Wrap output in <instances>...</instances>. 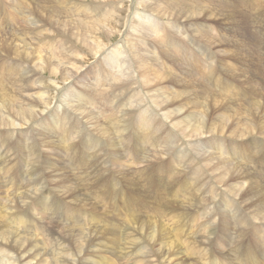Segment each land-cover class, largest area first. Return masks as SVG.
<instances>
[{
  "label": "rangeland",
  "instance_id": "374dc122",
  "mask_svg": "<svg viewBox=\"0 0 264 264\" xmlns=\"http://www.w3.org/2000/svg\"><path fill=\"white\" fill-rule=\"evenodd\" d=\"M12 1L13 0H0V36L10 39H13V35L19 38H26L27 33L33 32V29L31 28H33L34 25L33 22L35 14L32 12V6H35V4L32 5V1L29 0H14V3H12ZM182 1L184 2L185 0ZM187 1L190 2L189 4L202 5L200 9L202 11L204 10L202 14L204 16L191 20L190 22L171 20L170 24H168V19L163 20L153 14L150 16H154L155 18H152L157 19L161 27L165 28L166 25L167 29H164L165 34L176 33L178 35L177 40L183 44L189 57L195 58L201 61V63L193 65L188 64L186 58H179L176 53L171 52V48L167 44L159 43L155 34L152 37L149 33H145L144 36L149 39L154 46H159L158 50L161 58L158 62L161 65L163 64L164 67V69H162L164 71L162 75H166L167 72L174 73L172 69L178 71L182 68L184 71L186 70L184 75L188 74L186 72H192L191 75L195 76L201 68H203L201 69L203 73H207L206 71L212 68L215 77L219 80L222 78L224 81L223 87L225 88V91L228 90V93H211L210 98L216 100L231 98L228 103V108L223 110V112H228L225 113L229 116L230 120L228 122V126L225 128V134H212L210 138H206L207 145L205 150L209 151L215 157H224L229 161H232L241 168L238 169L236 167L235 169L237 170L235 171L239 172L240 170V175L243 174L242 176H246V180L249 179V184L254 185L258 189L260 188L261 192L264 194V133H259L260 130L256 129L254 131L253 129L248 131L250 132L247 134L248 136L238 137L239 139L232 133L234 130L238 129L239 132L244 133L245 127L251 126L252 123L255 125V121L257 122L258 120H262V122L264 121V0H236V4L235 0H186V2ZM233 12L237 15H233ZM48 19L49 16L44 17V20L42 19L44 21L43 23L45 24ZM165 20H167L166 23ZM30 21L32 22V25ZM48 23L49 20L45 24L46 28L51 31L52 28L49 26L50 23ZM204 29H208L207 31L211 33L213 38L214 36L218 37L217 40H221L223 42L214 43L211 40L209 42H205L200 38H197L196 35H199L201 30ZM35 33L36 31L33 32V34ZM62 39L65 41L64 38ZM118 39L119 37L114 40V45L110 46L111 49L116 47V44L122 45L118 44L119 42L117 43ZM65 42H68L69 45H71V41L67 40ZM168 49L171 52V57H177L179 59L180 63L178 64H180V67H175V65L162 56V51L166 52ZM88 60L89 62L84 64L82 78L78 82L77 80H70V83H63L55 77L51 78V75L49 74L40 75V79L37 80L42 79L44 81L55 82L58 87L61 86V90L67 86L74 87L75 89H81L86 86L90 87L94 83L95 67L100 63L101 57L98 55V57L96 56L94 58V56L90 55ZM170 64L173 67H171ZM17 68L15 57L11 56L3 61L0 59V86L2 83L5 84L1 86H5L7 88L5 91L11 92L17 84L23 83L24 73L27 74V77L28 75L30 76L27 80L33 79V76L35 75L33 72L27 73L24 71V73H22L23 69ZM9 69H17V73L14 74L13 79L8 81L5 79L4 74L7 73L6 70L10 71ZM176 74L184 76L182 75L183 72ZM230 77H232V79ZM175 80L176 83L181 82L179 79ZM197 82L198 80L196 77L194 80V89L197 94L199 93V95H201L206 90H202L204 88L201 87V85H196ZM69 87H67V90L70 89ZM171 88L176 90L179 89L178 87L172 86ZM181 89L182 88H180V90ZM63 90L60 91V94H64ZM55 102L56 101H54V104L52 105L53 107H50V109L44 113V115L48 113L46 117L48 115L49 117L52 116L54 110L56 109ZM32 105H34V103ZM257 107H259L261 111ZM185 111L184 115L203 116L207 110H205V108H188V110L186 109ZM95 112L100 118V124L102 126L107 125L108 120L105 116H103L98 109H95ZM218 112H220L219 109H212L211 111L210 115H212V117H210V119L215 120L214 123L217 122L215 117L218 116ZM253 112L255 114H259L255 115ZM250 116L251 118L248 119ZM46 117L42 116L44 121H41L40 126H34L33 130L35 132L42 131L48 127L50 120L48 119L49 117ZM73 118L74 117H70L72 120H77ZM35 121L37 122L38 120ZM241 123L244 124V127ZM30 128H33V126L19 127L18 131L19 133L26 134L30 131ZM32 132H30V134ZM10 133H12V131L8 129H0V167L2 166L4 168V172L0 169L1 264H7V258L4 257L6 259L5 260L1 256L3 252L8 254L10 259H16L19 264H81L85 255L87 256L85 257V260L88 259V261L95 263L99 262V264H103L104 262L106 263L107 261L109 262L110 260L113 264H134L136 259L135 254L138 253L140 248H146L147 252L151 253V262L153 264H159V261L161 263L164 261L163 258L160 259L158 245L153 244L148 239V235L156 232L159 233V230L163 233L162 239L166 240L165 236H167L168 240L166 241L169 243V248L174 246L179 251L181 250L182 259L179 257V260H184V262L187 261L188 258H191L192 260L197 259V255H199L198 252L201 249L199 253L204 252V256L203 259L199 261L202 263L205 262L204 264H264V223L261 224L262 222L255 220L252 213H250L246 207H243V202L237 198V196L233 195L230 189H228L226 182L218 181L215 173L209 171V167L205 168L206 171L204 172L202 170L200 173L202 177L200 175H196V172L193 173V170H190L191 165L189 164V161L186 162L184 160L189 159V154L187 158L181 156L183 157L181 161L180 159L178 161H174L173 158L175 157V154L167 157L160 153L159 155H162V160L158 163L161 162V166L164 164V166L161 167V170H165V172L161 173L160 170V174L158 175L155 170H150L152 168H149L151 166H147V163H145V165H139L142 160L139 161L140 163H134L133 159L132 161L130 160L131 157L123 159L121 163L118 162V165L114 164L112 166V162H109L108 166L111 167L112 173L114 171L113 174L118 177H121V174L125 175L124 183L126 186L130 184L128 187H130L129 191L132 193L130 200L133 205L131 208H125L123 203L119 204L120 201H117L116 203L109 199V195L111 194L109 190L102 188L103 186H97L100 181L102 182L105 178H109V172L110 176H114L111 174V170L108 169L109 171H107L106 168H98L99 170H95L94 168H91L92 166L90 163L94 161L91 160L90 156L80 162L78 156L83 155L81 152L66 153L64 147H61L57 150L56 154L51 148H49V150L52 151V155L50 153L49 154L53 158L58 159L57 166L60 167L59 170L63 169L64 174L66 173L65 175H68L67 179H70L69 181L73 182L72 184L76 188L73 196L71 195L70 197H66L67 194L65 192L61 195L58 191V187L52 183L53 178L50 176V173H48L49 170L44 162V158L45 155H47L48 150L46 147L47 150H44V157L40 159L38 158V161L42 163V167L41 169L37 168L35 171L37 174L35 175L36 178L32 179V181L35 180L36 183L34 182L33 184H35L36 187H38V183H42L44 185L45 189L42 191L43 194L41 192L35 199L30 198L23 204L21 202V196L24 193L30 194L28 187L31 183L29 178L34 177V173L32 172V162L34 158H27L30 154H28L27 150L24 148V142L21 143L23 138L16 135V140L18 141L13 144L14 135H11ZM30 134L28 133L27 135L29 136ZM196 141H193V143ZM218 148H221L222 151H219ZM39 149L42 150L41 148ZM183 149L186 148L183 147ZM38 152L40 155H43V151L40 152L36 149V153ZM132 152H134L133 148ZM135 153L137 152H134V155H136ZM85 154L88 156L87 152H85ZM89 154L93 153L89 152ZM145 154L147 155L148 152ZM34 155L35 157L37 156V154ZM76 155L78 159L75 158L76 161H70V159L73 158V156L76 157ZM146 155L142 157L140 156L139 158L146 157ZM1 156L4 157L2 158ZM237 158H239L238 161L234 160ZM5 161L6 164H4ZM221 163H223V161H221ZM201 164L204 166V163ZM225 164L227 163H224V165ZM114 167L115 169L113 170ZM185 167H187L188 170H185ZM155 168H157V166H155ZM116 171L119 173H116ZM136 173H139V175L137 176ZM142 173L144 178L142 177ZM139 178L142 179L143 183H141ZM106 180L107 179H105V181ZM149 180L150 182H148ZM153 180L157 183H159L160 180H163V183L159 184L162 187H159V185L157 186V183L153 182ZM249 184H245L243 188L247 189ZM121 187L120 183H118L116 189H120ZM196 187L200 191H198V189L195 190ZM34 188L35 187L32 188L33 193H36ZM76 191L78 192V195H76ZM86 191L88 193H97L96 195H99L103 199L99 200L94 198L92 195H87L86 200H74L80 194H83L82 192ZM103 193L107 196L102 197ZM216 193H219V198H217L218 200H214V195H216ZM41 194L42 197L40 198ZM143 195L144 197H142ZM11 196H13V198H11ZM128 198L129 197L127 196L126 200H128ZM13 199L14 204L12 202ZM235 200L238 202L235 203ZM226 201L232 203L230 210L225 208ZM196 202L201 203V205H198L197 208L194 209L193 204H196ZM44 205H46V207ZM242 208L248 210L249 212ZM9 212L10 215L7 214ZM161 212L165 214V219ZM239 212H242V215H239ZM11 213L13 214L11 215ZM246 213L251 215L249 216L250 218L253 217L252 221L244 219ZM11 217H17L19 221L9 222ZM172 217L175 218L173 219ZM237 217L243 218L244 220L240 222ZM167 219H171L172 223L171 221H167ZM173 220L175 222H173ZM5 221L8 226H6ZM8 227L10 228L8 229ZM12 228L18 232V236L21 235V237H23L22 242H24L25 246L24 248L21 247V251L17 248H13L12 246V240L16 239V237L12 238L13 236L7 234ZM23 232L25 235H23ZM5 233L8 236H6ZM246 236L248 238H246ZM32 240L33 242H31ZM27 249H31L33 252L35 250L36 255L35 257L31 255L30 257H27L28 259H22V262L19 258L22 254H25ZM86 250L90 251L91 255L90 252ZM247 253L249 254L246 255ZM19 254L21 255L19 256ZM46 254L49 255L47 256ZM69 258L70 260H68ZM132 258H134V260ZM143 262L147 263L150 261L148 259H142L140 264H144ZM170 263L172 262L170 261Z\"/></svg>",
  "mask_w": 264,
  "mask_h": 264
},
{
  "label": "bare ground",
  "instance_id": "6f19581e",
  "mask_svg": "<svg viewBox=\"0 0 264 264\" xmlns=\"http://www.w3.org/2000/svg\"><path fill=\"white\" fill-rule=\"evenodd\" d=\"M13 1L12 3L15 2ZM29 1H32V5L35 4V6H32V12L35 14V18L33 22V28L31 29H33V32L36 31V33H27V39L25 37L19 38L14 35L12 36L13 39L6 37L3 38L4 36H0V59H2L3 61L4 59H8V57L13 56L16 59V67H18L19 69H23L22 73H24L25 71L27 73L33 72L35 74V77L33 76V79L27 80L30 76L28 75L27 77V74L24 73L23 83L17 84V86L14 87L11 92L5 91V89H7L5 86L1 87L5 84L2 83L0 86V129H8L12 131V133L10 134L14 135L13 144L18 141L16 140V135L22 137L23 140H21V143L24 142V148L27 150L28 154L31 155H28L27 158H34V160L32 159V172L34 173L32 174L34 177L29 178V181L31 183L28 187V191L30 192V194L24 193L21 196V202L23 204L26 200L30 198L35 199L36 196L39 195L45 189L42 183H38V187H36V185L33 184L35 180L32 181V179L36 178L35 175L37 174L35 171L37 170V168L41 169L42 167V163L38 161V158L40 159L44 157V150H47V148V155H45L44 162L49 170L48 173H50V176L53 178L52 183L58 187L59 193L63 195L65 192L67 194L66 197H70L71 195L73 196L75 194L76 188L73 186V182L69 181L70 179H67L68 175H65L66 173L64 174L63 169L59 170L60 167L57 166L58 159L53 158L51 156L52 151L49 150V148H51L56 154L57 150L61 147H64L66 153L81 152L83 153V155L78 156L80 162L85 160L86 157L89 158L90 156L91 160L94 161L90 163V165L92 166L91 168H94L95 170H99L98 168H106V170L109 171L111 170V167L108 166L109 162H112V166L114 164L118 165V162L121 163L123 159L131 157L130 160L132 161L133 159L134 163H140L139 161L142 160L139 165H145V163H147V166H151L149 168H152L150 170H155L157 172V175L160 174L159 172L161 170V167L164 166V164L161 166V162L158 163L160 160H162V155H159L160 153L164 154L167 157L175 154V157H172L174 161H178L179 159L181 161L183 157L187 158L189 154L191 157L189 156L188 160H184L186 162L189 161L191 168H194H190V170H193V173L196 172V175L201 176L200 173L202 172V170L204 172L206 171L205 168L209 167V171L215 173V176L217 177L218 181L226 182L228 189H230L232 194L237 196V198H239L243 202V207H246L250 211V213H252V216L255 218V220L258 222H262L261 224L264 223V194L263 192H261L260 188L258 189L254 185H250L249 179L246 180V176H242L243 174L240 175V170L239 172L235 171L237 170L235 169L236 167L238 169L241 168L234 164L232 161H229L227 158L224 157H215L209 151L205 150L207 145L206 138H210L212 134H225V128L228 126V122L230 120L229 116L226 114L228 112L225 111V113L223 112V110H226L228 108V103L231 98H224L223 100H216L210 98L211 93H228V90L225 91V88L223 87L224 81L222 80V78L219 80L215 77L212 68V70L208 69L206 71L207 73H203V71L201 70L203 68H201L196 73V75L194 74L195 76L191 75L192 72H186L188 74L184 75L186 70L184 71L182 68H180L178 71H175L171 68L174 73L167 72L166 75H162L164 73V71L162 70L164 69V67L163 64L161 65L158 62V60L161 58L160 52L158 50L159 46H154L151 41H149V39L144 36L145 33H149L152 37L155 34V37L159 40V43L167 44L171 48V52L176 53L179 58H186L188 64L193 65L201 63V61L189 57L187 51H185L186 49L184 48L183 44L177 40L178 35L176 33L170 32L172 34H165L164 29H167V27L164 22L163 24L165 25V28L161 27L158 20L154 19V16H152L154 17L152 18L150 15L153 14L163 20L168 19V24L171 23V20L190 22L191 20L204 16L202 15L204 10L202 11L200 9L202 5L189 4L190 2H186V0L184 2L182 0ZM234 14L236 13L233 12V15ZM48 16V20L50 23L48 24L52 28L51 31L46 28L45 25L48 20L45 24L43 23L44 17ZM166 21L167 20H165V23ZM30 23L32 25L31 21ZM52 30L55 31L53 32ZM207 30H201L199 35H196V37L200 38L202 41L205 42H209L210 40L214 43L223 42L221 40H217L218 37L214 36L213 38L211 33ZM118 37L119 39L117 40V43L119 42L118 44L122 45L116 44V47H113V49H111L110 46L114 45V40ZM62 38H64L65 41H71V45H69L68 42L63 41ZM170 50L168 49L166 52L162 51V56L166 60L171 62L173 65H175V67H180V64H178L180 63L179 59L177 57H171ZM90 55L94 56V58L96 56L98 57V55H100L101 57L100 63L95 67V80L94 83L91 85L92 87L86 86L81 89H75L74 87L67 86L70 89L67 90V87H64L62 88V90L64 89V94H60V91H62L60 88L61 86L58 87L55 82L44 81L42 79L37 80L40 79V75L49 74L51 75V78L55 77L63 83L69 82L70 80H77L78 82L82 78L84 64L89 62L88 58L90 57ZM171 67L173 66L171 65ZM17 69H9L10 71L6 70L7 73L4 74L5 79H7L8 81L13 79L14 74L17 73ZM182 72V75L184 76H179L176 74ZM196 77L198 80L196 85H201V87L204 88L202 90H206L201 95H199V93L197 94L194 89V80L196 79ZM34 78L36 81L34 80ZM230 78L232 79V77ZM175 79H179L181 82L176 83ZM171 86L178 87L179 89H173L171 88ZM180 88H182L183 90H180ZM54 101H56V109L54 110V112L52 111V116L49 117L48 115L46 117L48 113H46V115H44V113L47 112L50 107H53L52 105L54 104ZM33 103L34 105H32ZM188 108H205V110L207 111L205 112V114H203V116H188L186 114L184 115V112H186L185 110H188ZM95 109H98L99 112H101V114L105 116V118L108 120L107 125L102 126L100 124V118L95 112ZM212 109L220 110V112L217 113L218 116L215 117L217 121L216 123H214L215 120L210 119V117H212V115H210ZM258 114L259 113H256L255 115ZM42 116L46 118L49 117V128L47 127L42 131H36V133L33 130L34 126L36 127L41 125V121H44V119H42ZM70 117H74L73 119L77 120H72L70 119ZM249 118H251V116L248 117V119ZM35 120L38 121L36 122ZM30 125H32L33 128H30V131L28 133L30 134V132H33L29 136L27 135L28 133H19V127L22 128ZM253 125L254 124L252 123L251 126L245 127V134L239 132V129L234 130V132L232 133L236 135L235 137L237 138L248 136L247 134L250 133L248 131H251L253 129L254 131L258 129L260 130L259 133H264V121H255V125ZM242 126L244 127V124H242ZM193 141L196 142L193 143ZM183 147L187 150L183 149ZM39 148H41L42 150H40ZM132 148L134 152H137L135 153L136 155H134V152H132ZM36 149H38L40 152L43 151V155H40L39 152L36 153ZM218 150L222 151L221 148H218ZM85 152H87L88 156H86ZM89 152L93 154H89ZM147 152L148 154L146 155L145 153ZM34 154H37V156L35 157ZM144 155H146V157L139 158L140 156L142 157ZM75 158H77V155L76 157L73 156L70 161H76ZM234 160L238 161L239 158ZM221 161H223V163H221ZM201 163H204V166ZM224 163L227 164L224 165ZM4 164H6V161ZM155 166H157V168H155ZM115 167L113 168V170L115 169ZM0 169L4 172V168L2 166L0 167ZM186 169L187 167H185V170ZM117 172L118 171H116V173ZM162 172H165V170H161V173ZM113 173L111 170V174ZM108 175L109 178H105L107 179L106 181L105 179L102 182L100 181L97 186H103L102 188H105L111 192V194L109 195V199L113 200L116 203L117 201H120L119 204L123 203L125 208H131L133 205L130 200L132 197V193L131 191H129L130 187H128L130 184L126 186V184L124 183L125 175L121 174V177H118L113 174L114 176H110V172L108 173ZM138 175L139 173L137 174V176ZM142 177L144 178L143 173ZM140 180L141 183H143L142 179ZM150 180L148 182H150ZM153 182L157 183L155 180H153ZM118 183H120V185L122 186L120 189H116ZM161 183H163V180H160L159 183H157L156 185L158 186ZM245 184H249L247 189L243 188ZM33 187H35L34 189L36 190V193H33ZM159 187L162 186L159 185ZM197 189L198 188L196 187L195 190ZM198 191L200 190L198 189ZM82 193L83 194H80L74 200H86L87 195H92L94 198H97L99 200L103 199L99 195H96L97 193L94 194V192L88 193L86 191ZM42 194L40 195V198L42 197ZM76 195H78L77 191ZM102 195V197L107 196L105 193H103ZM127 196L129 197L128 200H126ZM142 197H144V195ZM11 198H13V196H11ZM217 198H219V193H216V195H214V200H216ZM13 201L14 199L12 200V202ZM234 202L237 203L238 201L235 200ZM198 205H201V203L196 202V204H193V208L196 209ZM231 205L232 203L227 201L225 202V208H227V210H230ZM44 206L46 207V205ZM234 209L236 210L235 207ZM248 210L246 211L249 212ZM241 213L242 212H239V215H242ZM7 214L10 215V212ZM12 214L13 213H11V215ZM161 214L164 217L165 214L162 212ZM249 216L251 215L246 213L244 219L252 221L253 217L250 218ZM237 219L240 222L244 220L243 218L239 217H237ZM13 221H19V219L17 217H11L9 222ZM167 221H171V219H167ZM173 222L175 221L173 220ZM5 224L6 226H8L6 221ZM9 228L10 227H8V229ZM9 231L10 232L7 234L13 236L12 238L16 237V239L12 240L13 248H17L21 251V247L24 248L25 246L24 242H22L23 237H21L20 233V236H18V232L14 230V228ZM156 233L148 235V239L153 244L158 245V253L160 254V259L163 258L164 261L163 263L159 261V264H169L170 261L172 262L170 264L205 263L199 261L203 259L204 256V252L199 253L201 249H197L199 250V255H197V259L192 260L191 258H188V260L185 262L184 260H179V257L182 259L181 250L179 251L174 246H171V248H169V243L168 241H166L168 240L167 236H165L166 240L162 239L163 233L161 232V230H159V233ZM7 234L6 236H8ZM23 235H25V233ZM246 238L248 237L246 236ZM31 242H33V240ZM248 254L249 253H247L246 255ZM20 255L21 254H19V256ZM31 255L35 257V250L33 252V250L31 249H27L25 254H22L20 256L19 260L30 257ZM150 255L151 253L147 252L146 248H140V250H138V253L135 254L136 259L134 261V264H140L142 259H148L150 261L147 263L143 262L144 264H153L150 260ZM1 256L3 258H7V264H19L16 259H10L9 255L5 254L4 252L1 254ZM85 257L87 256L85 255ZM85 257L83 262H80L81 264H99V262L95 263L92 261H88V259L85 260ZM132 259L134 260V258ZM68 260H70V258ZM110 261H107L106 263L104 262L103 264H113V262Z\"/></svg>",
  "mask_w": 264,
  "mask_h": 264
}]
</instances>
